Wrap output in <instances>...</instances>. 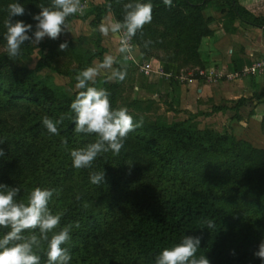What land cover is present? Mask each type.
Listing matches in <instances>:
<instances>
[{
    "label": "trees",
    "instance_id": "trees-1",
    "mask_svg": "<svg viewBox=\"0 0 264 264\" xmlns=\"http://www.w3.org/2000/svg\"><path fill=\"white\" fill-rule=\"evenodd\" d=\"M12 2L0 0V148L4 149L0 185L19 187L17 201L24 203L35 187L57 190L48 207L53 214L62 213L57 231L71 225L70 243L62 245L69 248L70 264H155V257L183 235L201 233L197 255L203 254L210 264H262L253 253L264 240V148L237 137L231 128L200 127L193 116L168 121L163 115L137 111L140 100L124 95L133 89L132 68H136L127 58L126 65L120 62L127 70L124 81L105 82L101 75L94 86L107 89L113 108L126 107L134 123L141 118L143 123L128 134L118 155L109 151L98 156L90 169L74 168L70 152L97 137L75 131L70 103L78 90L67 93L40 70L76 83L75 76L101 54L61 36L46 37L37 46L25 42L21 56L8 57L3 22ZM19 2L37 14L38 6L50 0ZM127 2L103 0L90 9V25L97 29L107 13L122 19ZM150 2L152 21L132 39L140 61L158 60L171 77L182 69L204 68L199 48L201 39L213 32L212 18L203 12L210 0H172V7L163 0ZM218 2L227 33L235 32V20L264 29V16L254 15L238 0ZM75 18L76 14L68 17L66 23ZM14 19L35 24L30 15ZM64 40L69 46L61 51ZM147 40L152 43L145 48ZM35 48L39 59L30 68L24 62ZM253 96L264 100V90ZM246 100L239 98L234 108ZM45 115L53 121L65 117L57 134L43 125ZM261 128L264 131V116ZM101 169L105 182L92 184L90 173ZM205 219H212L216 228H204ZM8 230L0 228V238ZM32 231L39 230H25L24 235ZM37 255L40 264H47L46 243Z\"/></svg>",
    "mask_w": 264,
    "mask_h": 264
},
{
    "label": "clouds",
    "instance_id": "clouds-1",
    "mask_svg": "<svg viewBox=\"0 0 264 264\" xmlns=\"http://www.w3.org/2000/svg\"><path fill=\"white\" fill-rule=\"evenodd\" d=\"M163 4L168 7L173 6L172 0H163ZM38 7L39 13L32 14L19 0L8 4L7 17L3 22L6 29L4 51L8 57L15 59L21 56L25 42L38 45L45 37L58 40L68 29L67 18L77 13L83 15L85 11L81 0H50L49 4L41 3ZM106 7L111 9L112 5L106 3ZM122 7V19H106L92 31H99L104 37L110 34L118 35L116 52L126 59L125 54L132 50L133 37L143 29L144 25L152 21L153 5L150 0L147 2L129 0ZM25 15H30L35 24L14 19ZM151 43V40L144 41V47L147 48ZM68 46V40H64L59 44V49L66 51ZM101 75L105 77V82H122L126 78L127 70L116 54H105L101 62L86 67L75 76V87L78 92L70 103L71 112L74 113L72 119L75 131L95 134L97 137L94 142L70 152L72 166L76 169H90L98 156L109 151L118 155L128 134L143 123L142 118L134 123L126 107L111 106L110 93L107 89L94 86L97 77ZM64 118L61 116L53 121L45 115L42 123L49 133L57 134L58 125ZM3 155L4 149L0 148V156ZM90 182L97 186L102 185L105 182V172L102 169L91 172ZM56 191V189L35 187L29 193L27 203H24L17 201L19 187L0 185V228L9 229L0 238V264H40L37 250L45 243L47 264H70L69 248L62 245L70 243L71 225L60 227L57 231L62 213L53 214L48 207ZM203 224L207 229L216 228L212 219H205ZM35 229L39 230L38 234L32 231L30 235H24L25 230ZM202 239L203 233L183 235L179 243L164 248L155 257V264H210V260L203 254L197 255ZM257 248L253 255L264 264V240Z\"/></svg>",
    "mask_w": 264,
    "mask_h": 264
},
{
    "label": "crops",
    "instance_id": "crops-1",
    "mask_svg": "<svg viewBox=\"0 0 264 264\" xmlns=\"http://www.w3.org/2000/svg\"><path fill=\"white\" fill-rule=\"evenodd\" d=\"M218 1L224 0H212L209 2L211 3L210 6L205 8L207 17L212 18L210 26L213 32L212 35L205 37L201 41L200 55L204 67L202 70L213 69L231 73L240 70L253 59L264 58V32L262 31L263 36L258 33L262 28L248 26L239 20H235V32L227 33L221 24L223 17L219 19L220 14L216 21L213 20L215 12L222 10ZM238 1L254 15L264 16V0ZM135 56L140 62L137 50H135ZM153 62L160 65L158 60L153 59ZM196 69L201 68L194 66L182 69L180 73L188 75ZM139 75L142 83L143 79L148 83L146 86L139 83L140 85H135L134 87L144 92H154L150 95L153 98L159 99L161 97L168 108L171 105L174 108L173 111L176 110V119L181 120L193 116L199 122L201 119L208 123L223 120L221 122L222 126L228 125L233 131H237L240 128L244 132L241 134L248 141L250 140L246 136L249 131L247 128L252 126L259 133L263 131L261 120L264 116V100L260 99V102H250L255 100L254 93H260L264 90V75L254 74L239 77V79H243L238 81L235 78L227 79L224 77L215 81L196 78L190 84L179 80L177 78L179 74L176 75V78L162 77L156 74L149 77L141 73ZM241 97L246 98L247 101L238 109L234 108L233 103H228ZM234 115H238L240 118L236 120ZM243 119L246 121H241Z\"/></svg>",
    "mask_w": 264,
    "mask_h": 264
},
{
    "label": "rangeland",
    "instance_id": "rangeland-1",
    "mask_svg": "<svg viewBox=\"0 0 264 264\" xmlns=\"http://www.w3.org/2000/svg\"><path fill=\"white\" fill-rule=\"evenodd\" d=\"M82 1L84 3V6H85L84 14L80 15L79 13H77L76 15H77L78 18H75V19H73L72 21H70L68 23V29L61 36L65 37V38H70L75 46L81 47L82 49H90L92 52L100 53L101 54V56H100L101 58L96 57L92 61V66H94L98 62H101L102 59H103V56L105 54H116L118 60L121 63L126 65L128 57L126 56L127 58L125 59L124 56H122L120 54H117V52H116V49L118 47L117 35L110 34L108 37H104V36H102L100 34L99 31H92V29H94V28L90 25V20L92 19V16L90 15L89 11L94 6L99 5L103 0H81V2ZM210 1H212V0H210ZM210 4L211 3H208L207 6L209 7ZM205 10L203 12L206 15ZM219 14L221 15L219 17V19H221L224 16L221 11L215 12V16L213 18L214 21H216V19L218 18ZM82 17H85V19L83 20ZM111 18H113L112 15L110 13H107L105 15V17L101 20V23L105 22L106 19H111ZM221 21H223V20H221ZM262 31L264 32V29L259 30L258 33H261V35L263 36V34H262L263 32ZM204 38L205 37H203L201 39V41ZM200 45H201V43H200ZM35 46H37V45H35ZM199 50H200V48H199ZM38 59H39L38 48H35L33 54L30 56L29 59H27L24 62V64L27 65L30 68H34L36 66V63H37ZM132 70H133V76H134L133 89L131 91H128L126 89V91H125L126 94H124V95L125 96L126 95H130V97H133L135 99H139L140 100L139 101L140 103L138 104V108L139 109L137 108V111L142 110L143 112H146L150 116L163 115L166 118V120H168V121L176 120V110L173 111L174 108L171 105H169V108H168L163 103L164 101H163V99L161 97L159 99H157L156 97L153 98L150 95L152 93H154V92H144L143 90L136 89L134 87L135 85H140V84L141 85L144 84L146 86V84L148 82L143 79V83H142V81H141L142 79H141L138 71L136 70V68L135 69L132 68ZM40 74L41 75H45V76H51L52 77V81L55 84L62 86L63 89L69 94L73 93V91L76 90V87H75L76 83L68 76H63V75H60V74H57V73L50 72L46 68L40 70ZM242 79L243 78H240V79L237 78V81L238 80H242ZM236 101L237 100H231L228 103L235 104ZM256 101L257 100H252L250 103H252V102L254 103ZM257 102H260V100L257 101ZM139 112H141V111H139ZM241 121H246V120L243 119ZM221 122H223V120H221L219 122L216 121V122H213V123H208V122H205V120L201 119L200 127H203L205 125H210V126L214 127L216 130H219V131L223 130L224 128H228V129L231 128L228 125L222 126ZM247 130H249V131L246 133V136L249 138L250 142H252L253 144H256L255 146L264 147V132L262 131L261 133H259L258 131H255L256 129L254 127H252V126H250V128H247ZM233 132H234V134L237 137L245 139V136H243L241 134V133H244V132H242L240 130V128H238L237 131L234 130Z\"/></svg>",
    "mask_w": 264,
    "mask_h": 264
},
{
    "label": "built area",
    "instance_id": "built-area-1",
    "mask_svg": "<svg viewBox=\"0 0 264 264\" xmlns=\"http://www.w3.org/2000/svg\"><path fill=\"white\" fill-rule=\"evenodd\" d=\"M82 5H84L83 1L81 2ZM119 41V37L117 35V44ZM132 43V42H131ZM135 50L136 47L132 43V50L130 53H127L126 56L128 59L132 62V64L135 65L137 71L147 77L156 74L158 76L162 77H171L170 74H166L163 72L161 66L158 64H155L152 60H146V61H138L135 56ZM197 73V76L195 74ZM254 74H259V75H264V58H257L253 59L250 64L245 65L238 71H234L231 73H225V72H220L217 70L210 69L208 71L202 70V69H196L191 71L188 75H185L183 73H180L177 78L179 80L185 81V83H193L196 78L199 80H212L215 81L220 78H227V79H237L239 77H244L248 75H254ZM176 78V75L174 76Z\"/></svg>",
    "mask_w": 264,
    "mask_h": 264
}]
</instances>
